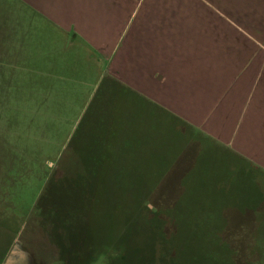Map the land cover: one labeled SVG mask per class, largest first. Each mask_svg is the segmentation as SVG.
Listing matches in <instances>:
<instances>
[{
	"label": "rangeland",
	"instance_id": "374dc122",
	"mask_svg": "<svg viewBox=\"0 0 264 264\" xmlns=\"http://www.w3.org/2000/svg\"><path fill=\"white\" fill-rule=\"evenodd\" d=\"M166 1L159 2L163 9L175 8L176 3ZM235 1L202 7L210 11L207 26L226 31L227 46L243 49L241 56L263 64L264 0H239L236 6ZM192 9L183 5L176 12L185 15ZM37 14L20 1L0 0L1 16H19L12 23L13 39L3 42L9 55L16 53L18 66L0 96V264H74L72 251L65 248L72 241H78L70 249L78 248L82 264L87 256L93 259L90 264H264V199L253 209L249 196L238 193V187L256 191L241 180L249 174L251 183L254 171L242 174L234 157L211 143L205 146L179 123L183 135L178 136L176 126L175 136L165 139L167 127L158 120V142H148L150 117L145 108L138 109L141 102L133 96L97 100L83 119L94 83H84L76 96L75 88L66 89L63 101L52 93L46 103V24ZM113 111H119L117 119ZM90 118L94 131L87 127ZM106 127H114L111 138L117 146L136 151V163H144L147 155L152 162L144 164L154 165L156 173L165 169L141 202L111 188L106 194L120 197L122 209L101 206L96 180L83 172L82 162L68 159L76 140L96 151ZM215 160L219 165L212 164ZM179 205L191 213L176 214ZM214 206L220 211L217 222L206 223L193 214L213 211Z\"/></svg>",
	"mask_w": 264,
	"mask_h": 264
},
{
	"label": "crops",
	"instance_id": "0c3cea01",
	"mask_svg": "<svg viewBox=\"0 0 264 264\" xmlns=\"http://www.w3.org/2000/svg\"><path fill=\"white\" fill-rule=\"evenodd\" d=\"M17 1L46 24V103L52 93L63 101L66 89L75 88L76 96L84 83H94L90 102L133 96L141 108L150 103L169 111L194 134L234 152L242 174L251 168V183L249 174L241 180L256 191L238 187V193L249 196L253 209L263 204L255 183L264 189V63L227 46V32L209 29L210 11L202 8L231 0H169L176 3L169 11L160 0ZM183 5H192V12H176ZM17 17L0 15L6 23L0 31V96L18 66L16 53L3 47L13 39Z\"/></svg>",
	"mask_w": 264,
	"mask_h": 264
},
{
	"label": "trees",
	"instance_id": "16d2710c",
	"mask_svg": "<svg viewBox=\"0 0 264 264\" xmlns=\"http://www.w3.org/2000/svg\"><path fill=\"white\" fill-rule=\"evenodd\" d=\"M99 90L101 92V86ZM98 97H100L99 99L100 101L103 100L101 96H98ZM96 103L97 101H94V100L90 102V105L88 109L86 110L85 115H83V119L95 107ZM119 103L120 102H116V105H118ZM98 104H100V102H98ZM138 109L143 111V108L141 107H139ZM145 112H146V118L150 117V124L147 127V133H150V134H149V139L147 141L151 142L152 144L154 143L157 144L158 142V137H156V134H155V129L158 130L159 128L158 120H160V122H163L162 125L164 127L165 126L167 127L166 134H163V138L165 139H171L172 136H175L174 131H173L174 129L175 130L178 129L177 130L178 136L180 134L183 135L182 133L183 130L180 126H178L177 123L185 127H189L187 123H185L184 121H181L177 116L173 115L169 111H166V110L161 111L158 108H156L155 105H150V103L146 104ZM118 113L119 111H113L112 116L117 119ZM83 119H82V122H83ZM91 119L93 118H90V120L87 123L88 124L87 127L91 129L89 131H94L96 127L95 126L90 127L89 125V122L91 123L92 121ZM171 120L176 122L177 125L174 124ZM82 122L80 121L81 125H82ZM80 123L78 124V126L80 125ZM81 125H80V128H81ZM78 126L76 127V129L78 128ZM176 126H178L177 129H176ZM188 130L191 136H195V138L199 139L200 142H203L205 146H208L210 143L212 144V142H210L209 139H206L205 137L204 138L199 137L201 136L200 133H195V134L194 132L192 133V129H190V127L188 128ZM171 131H172V134H171ZM103 132H105L104 137L100 138V145L98 146V149H96V151L94 149H87L86 145H84V142L83 143L81 141L77 142L76 140V144L72 145L71 152L69 153L68 159L78 160V162L79 161L82 162V164L84 165L82 166L83 172L87 174L88 176H90L93 179V181L96 180L95 182L98 183V190L100 193L98 194V202L100 203L101 206L110 207L111 205L115 209H118L124 206L123 202L120 201V197L110 199L109 195L106 194V193H110L109 191L111 190V188L113 189L114 192L116 191V193L119 196L123 195L124 193L125 194L129 193L130 194L129 198H133V199H136L138 202H141L143 198L145 199L147 198L149 194L148 192L150 191V189H153L154 187H156V181L159 180V177L162 176L161 174L162 172H164L165 169L159 173H156L155 172L156 169L154 165L144 164V163L152 162V158H147V155L145 156L144 163H140V164L136 163L137 160L133 158V155H137L136 151L132 149L125 150L123 149L122 145L117 146V144H115L112 141L111 137L114 135V132H115L114 127L113 128L106 127L103 129ZM185 132L188 133L187 130ZM72 142H73V138L71 137L68 142V145L71 144ZM212 145L215 148L220 149L219 145H215V144H212ZM84 147H86V149ZM223 152L229 154L231 157H234V158L236 157V155L232 151L227 152L223 150ZM152 153L154 152L153 151L148 152V154H152ZM121 154H124L126 156L127 155H132V156L131 158H125V157L116 158L117 155H121ZM145 154H146V151H145ZM113 155L114 157H112ZM104 157H106L105 159H108V160L101 159ZM202 157H205V155ZM196 159L198 158L196 157ZM212 164L219 165L217 164L216 160ZM196 167L197 166H195V168ZM213 168L218 170L217 166H213ZM203 169H204L203 172L205 173V171L207 170V167H204ZM108 185H109V190L105 191ZM50 188L46 186L47 193H49ZM216 207L218 206L216 205ZM216 207L214 206L213 211H210V212H205L203 211V209H201L200 213L194 212L193 214H197V217L205 220L206 223L208 221L217 222L220 219L219 218L220 211L219 210L217 211ZM178 213L185 214V213H191V212H189L188 209L186 210L185 207H181V205H179V208H176V214ZM186 220H188V223H191L190 219L187 218ZM220 223H222V220L220 221ZM199 229L201 230V228ZM71 232H74V231L72 230ZM72 240L70 239V241ZM73 242L75 244H73ZM77 242L78 241H72L71 244L69 243L66 244L65 248L67 252L72 251L71 252L72 254L70 255L75 257L74 264H82L83 259L82 257H79L78 255L79 253L78 248L76 249L75 247L74 250L70 249L74 245H76ZM84 256H87V255H84ZM87 257L88 259L92 258L91 256H87ZM90 259L89 260L86 259L84 261L87 262V264H90L93 261V259L92 261ZM77 261L78 262L80 261V263H77ZM69 262L71 263L72 259H70Z\"/></svg>",
	"mask_w": 264,
	"mask_h": 264
}]
</instances>
